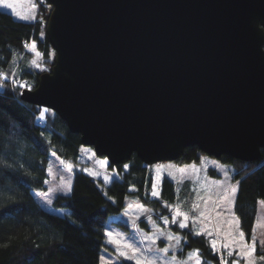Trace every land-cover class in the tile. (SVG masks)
<instances>
[{"label": "water", "instance_id": "water-1", "mask_svg": "<svg viewBox=\"0 0 264 264\" xmlns=\"http://www.w3.org/2000/svg\"><path fill=\"white\" fill-rule=\"evenodd\" d=\"M48 1L54 65L21 99L84 146L113 165L261 158L264 0Z\"/></svg>", "mask_w": 264, "mask_h": 264}, {"label": "trees", "instance_id": "trees-1", "mask_svg": "<svg viewBox=\"0 0 264 264\" xmlns=\"http://www.w3.org/2000/svg\"><path fill=\"white\" fill-rule=\"evenodd\" d=\"M37 3L33 21L18 19L0 8V264H100L102 249L108 248L107 221L126 208L128 195L160 220L174 207L188 208L193 183L176 184L165 163L147 165L133 154L125 164L109 163L117 176L105 184L80 166L84 147L80 134L70 131L52 109L21 99L24 89L37 86L42 73L31 63L28 44L35 42L44 62L54 64V49L46 33L52 5L48 0ZM52 153L76 166L71 193L59 194L54 201L58 208L70 211L64 216L46 210L33 192L47 188ZM203 156L197 146H189L176 162L199 164ZM218 160L229 167L236 183L234 213L245 238L251 240L258 204L264 201V149L261 158L253 162L229 155ZM208 173L220 177L215 169L209 168ZM140 222L147 228L144 219ZM174 228L182 234L184 252L197 249L205 264H220L209 238Z\"/></svg>", "mask_w": 264, "mask_h": 264}, {"label": "rangeland", "instance_id": "rangeland-1", "mask_svg": "<svg viewBox=\"0 0 264 264\" xmlns=\"http://www.w3.org/2000/svg\"><path fill=\"white\" fill-rule=\"evenodd\" d=\"M7 3L12 7H5L0 0V8L11 12L16 18L25 21L36 19L37 0H7ZM28 50L32 53L31 63L38 71L44 73L51 70L54 64L44 62L35 42L28 44ZM55 56L54 51L52 58L55 59ZM79 161L86 173L101 179L105 184L117 176L115 170L108 168L109 160L98 156L93 147L84 146ZM165 165L168 176L176 184L192 181L194 195L188 208L174 207L170 215L158 220L149 207L128 195L126 208L110 216L107 221L105 235L108 248L102 249L100 264H137V260L141 264H197V259L200 264H205L197 249L184 252L182 234L174 230L176 226L181 228L180 223L186 225L183 228L209 238L211 245L213 241L216 242L213 250L219 255L220 264H233L234 261L237 264H249V260L253 264H264V260L260 259L264 256V201L260 200L258 204L253 238L247 240L244 235L241 240L239 233L243 231L234 213L236 183L232 181L227 165L205 154L199 164L167 161ZM75 167L56 153L50 155L47 188L33 190L36 199L46 210L63 216L70 213L68 209L55 206L54 201L59 194L71 193ZM209 168L215 169L220 177L211 176ZM141 219L146 221L147 228L141 224ZM253 241L254 251L249 256L247 246H252ZM225 244L230 247L225 248ZM165 248L166 252L163 251ZM190 254H193L191 258Z\"/></svg>", "mask_w": 264, "mask_h": 264}, {"label": "snow or ice", "instance_id": "snow-or-ice-1", "mask_svg": "<svg viewBox=\"0 0 264 264\" xmlns=\"http://www.w3.org/2000/svg\"><path fill=\"white\" fill-rule=\"evenodd\" d=\"M2 2H3V4H4L5 7H12L11 4L7 3V0H2ZM26 47H27V45H26ZM32 47L34 48L35 46L33 45ZM37 55H39V54H37ZM33 63H35V61H33ZM21 86H24V85H21ZM69 167H70V166H69ZM125 167H127V166H125ZM155 187H156V186L153 185V193H152V194H153L154 196L158 195V193L155 191ZM234 192H235V189H233V193H234ZM178 214H179V213H178ZM185 219H187V217H185ZM173 222H175V220H174ZM237 224H238V221H237ZM180 227L183 228V227H186V225H185L184 223H180ZM109 235H111V234L109 233ZM239 236H240V239L243 240V238H244V233H243V232H240V233H239ZM254 244H255V241H253V245H252V246H247V247H248V253H247V255L250 256V255H251V252L254 251ZM212 247H213V249L216 248V242H215V241L212 242ZM224 247H225V248H229L230 246H229L228 244H225ZM163 251L166 252L167 249L165 248V249H163ZM228 254L231 255L232 252L229 251ZM121 255H124V254L121 253ZM191 255H193V254H190V258H191ZM197 255H198V254H197ZM128 258H131V257H128ZM260 259H261V260H264V256H261ZM137 264H141V261H140V260H137ZM150 264H151V262H150ZM197 264H200L199 259H197ZM224 264H227V262H224ZM233 264H237V262L234 261ZM249 264H253V262H252L251 260H249Z\"/></svg>", "mask_w": 264, "mask_h": 264}]
</instances>
